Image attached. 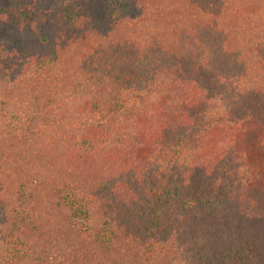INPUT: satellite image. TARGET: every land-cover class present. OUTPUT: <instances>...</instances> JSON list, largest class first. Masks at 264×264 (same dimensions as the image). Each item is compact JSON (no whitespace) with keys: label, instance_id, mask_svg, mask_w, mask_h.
Returning <instances> with one entry per match:
<instances>
[{"label":"trees","instance_id":"1","mask_svg":"<svg viewBox=\"0 0 264 264\" xmlns=\"http://www.w3.org/2000/svg\"><path fill=\"white\" fill-rule=\"evenodd\" d=\"M0 264H264V0H0Z\"/></svg>","mask_w":264,"mask_h":264}]
</instances>
